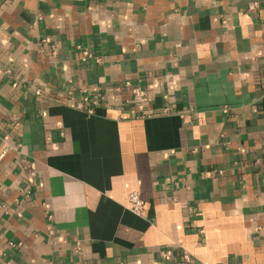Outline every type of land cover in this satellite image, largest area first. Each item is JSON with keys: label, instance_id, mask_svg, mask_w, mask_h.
I'll return each mask as SVG.
<instances>
[{"label": "crops", "instance_id": "crops-1", "mask_svg": "<svg viewBox=\"0 0 264 264\" xmlns=\"http://www.w3.org/2000/svg\"><path fill=\"white\" fill-rule=\"evenodd\" d=\"M183 254L264 264V0H0V264Z\"/></svg>", "mask_w": 264, "mask_h": 264}, {"label": "built area", "instance_id": "built-area-1", "mask_svg": "<svg viewBox=\"0 0 264 264\" xmlns=\"http://www.w3.org/2000/svg\"><path fill=\"white\" fill-rule=\"evenodd\" d=\"M252 6H255V2H253L251 4V7ZM77 51H78V54H79V59L81 61H86V60H93L94 62L96 63H101L102 59L100 56L94 54L90 49H88L87 47H84V46H77L76 47ZM128 84V83H126ZM40 90L37 89L35 91V95H40ZM132 93L134 94V96H143L144 95V90L139 88L138 86H133L132 87ZM221 112L222 113H228L230 111V107L228 105H223L221 108ZM90 110V109H89ZM214 172L218 175H221L223 172L222 170H214ZM29 195V191L28 190H25L23 192V198H27ZM127 199H128V202H129V208L132 212L136 213V214H139L142 210V201L141 199L139 198L137 192L135 191H130L127 193ZM76 252H78L80 250V245L79 243L76 244ZM162 258L164 259H167L169 258L168 255H166L165 253L162 254ZM182 260L189 264L191 262L190 260V257L188 254H183L182 256Z\"/></svg>", "mask_w": 264, "mask_h": 264}]
</instances>
